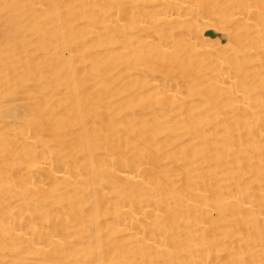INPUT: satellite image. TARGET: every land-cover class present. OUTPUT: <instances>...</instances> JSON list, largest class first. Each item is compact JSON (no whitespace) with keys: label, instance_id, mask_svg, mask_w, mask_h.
<instances>
[{"label":"bare ground","instance_id":"obj_1","mask_svg":"<svg viewBox=\"0 0 264 264\" xmlns=\"http://www.w3.org/2000/svg\"><path fill=\"white\" fill-rule=\"evenodd\" d=\"M0 264H264V0H0Z\"/></svg>","mask_w":264,"mask_h":264}]
</instances>
